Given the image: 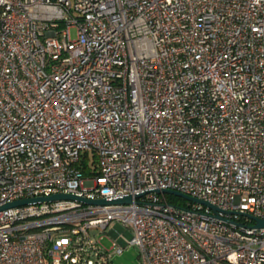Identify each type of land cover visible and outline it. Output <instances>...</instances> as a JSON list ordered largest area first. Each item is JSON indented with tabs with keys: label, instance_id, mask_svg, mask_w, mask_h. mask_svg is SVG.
<instances>
[{
	"label": "built area",
	"instance_id": "obj_1",
	"mask_svg": "<svg viewBox=\"0 0 264 264\" xmlns=\"http://www.w3.org/2000/svg\"><path fill=\"white\" fill-rule=\"evenodd\" d=\"M154 190L264 219V0H0V207L132 198L0 210V264L129 246L140 264H264V228Z\"/></svg>",
	"mask_w": 264,
	"mask_h": 264
},
{
	"label": "water",
	"instance_id": "obj_2",
	"mask_svg": "<svg viewBox=\"0 0 264 264\" xmlns=\"http://www.w3.org/2000/svg\"><path fill=\"white\" fill-rule=\"evenodd\" d=\"M153 192L158 193V194L162 193V194H166V195H172V196H176V197H179L181 199H184L185 201H188V202H194L197 204H201V205L211 209V211L214 213V217H216L220 220H223L227 223H233V224H236L237 226H241V224L233 222L232 220H230L229 218H226L225 216H221L220 213H222L223 215H231V214L238 213L242 216H246L251 221H253L254 224L252 227L264 228V219L254 217V216L246 214V213L224 211V210L219 209L218 207H216L215 205H213L207 201L200 200L197 198H193L191 196H188V195H185L183 193L173 191V190H154ZM141 195L142 194L137 195L136 197H139ZM57 201H78V202H82V203H86V204L104 205V204H126V203H130L132 201V198L131 197H124V198L115 199V200H111V201H109V200H87L85 198H81V197H77V196L69 195V194H54V195H50L47 197H37V198H30V199H22V200L13 201L11 203H7V204L1 206L0 210L12 208V207H18V206L27 205V204H32V203H48V202H57Z\"/></svg>",
	"mask_w": 264,
	"mask_h": 264
},
{
	"label": "rangeland",
	"instance_id": "obj_3",
	"mask_svg": "<svg viewBox=\"0 0 264 264\" xmlns=\"http://www.w3.org/2000/svg\"><path fill=\"white\" fill-rule=\"evenodd\" d=\"M71 38L72 39L76 38L75 30L71 31ZM114 227H117L116 223H111L110 226L106 230V235H108L111 238L115 237V235L113 233V228ZM123 234H122V236L119 239V242H121V244H124V242H126L129 239V237H130L128 232L127 233H123ZM99 236H101V234ZM103 244L106 247H110L111 246V242L109 240H107V239L103 240ZM112 263L113 264H140L138 248L132 247V246L126 247L122 254H118V255L113 257Z\"/></svg>",
	"mask_w": 264,
	"mask_h": 264
},
{
	"label": "trees",
	"instance_id": "obj_4",
	"mask_svg": "<svg viewBox=\"0 0 264 264\" xmlns=\"http://www.w3.org/2000/svg\"><path fill=\"white\" fill-rule=\"evenodd\" d=\"M84 162H85V160H82V165H81L82 169L86 175H89V174H91V171H90L89 167ZM166 199L170 204L175 205V206L186 205V201L184 199H181V198L176 197V196L166 195Z\"/></svg>",
	"mask_w": 264,
	"mask_h": 264
}]
</instances>
